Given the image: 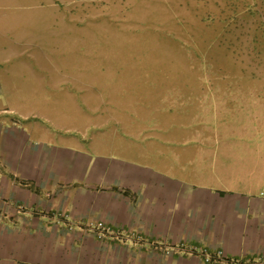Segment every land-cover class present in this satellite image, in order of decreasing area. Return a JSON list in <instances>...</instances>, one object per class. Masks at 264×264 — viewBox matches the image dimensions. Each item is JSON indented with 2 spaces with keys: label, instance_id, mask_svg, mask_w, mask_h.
Here are the masks:
<instances>
[{
  "label": "crops",
  "instance_id": "0c3cea01",
  "mask_svg": "<svg viewBox=\"0 0 264 264\" xmlns=\"http://www.w3.org/2000/svg\"><path fill=\"white\" fill-rule=\"evenodd\" d=\"M61 1L40 38L0 0V264L264 258L261 23L243 50L227 2L207 34L174 35L148 0Z\"/></svg>",
  "mask_w": 264,
  "mask_h": 264
},
{
  "label": "rangeland",
  "instance_id": "374dc122",
  "mask_svg": "<svg viewBox=\"0 0 264 264\" xmlns=\"http://www.w3.org/2000/svg\"><path fill=\"white\" fill-rule=\"evenodd\" d=\"M114 0H107V2L112 3ZM169 1V11L163 12V17H161L160 8H161V0H148L150 3V10L148 13V18L161 20H168V29L169 34H181L189 33V34H207L210 23L218 22V18L220 15L224 13V9H226L225 4L230 3V7L228 8L227 4V13L228 10L232 13L230 20L231 34L233 39L235 40L233 46L242 47L243 50H248V43L244 42V39L247 36L257 34V25L260 24L261 29L260 33H264V0H168ZM132 3L137 6H143L145 4V0H121V3ZM227 2V3H226ZM72 3L74 5L82 4L86 5L81 0H76ZM153 5V6H152ZM65 2L61 0H8V14L10 20H17L19 24L17 26V31L26 34L27 31H34L32 26L33 20H38L39 23H36L37 30H42L40 34V38L44 37V34L48 32V29L44 32V27L48 24L51 25L53 15H64L66 14L63 11L65 8ZM72 8V7H70ZM221 10L223 12H221ZM147 16L143 15L142 12H139L137 15L135 13L131 16V19H138V24L144 23ZM55 19V17H54ZM140 19V20H139ZM179 19V20H177ZM217 20V21H216ZM159 22V21H158ZM136 25H133V28H137ZM151 26V25H150ZM132 27V26H131ZM141 26H138V28ZM132 28V29H133ZM118 29V27L116 28ZM120 29V28H119ZM124 29V28H123ZM117 32V31H116ZM105 33V32H104ZM118 33V32H117ZM132 33V32H131ZM227 33L230 34V31ZM259 33V32H258ZM107 38V36H106ZM190 39V37H188ZM195 40L194 37H192ZM246 40V39H245ZM172 41V40H171ZM142 47L139 49L143 51L140 57L141 61L150 62V58L147 53V43L146 41H141ZM173 44L183 46L186 51H189V56L187 58V62L192 63V66H196L197 63H194L191 59L193 56H196V52L193 49L196 46L192 41H188L185 39H181L179 43L176 41L170 44L169 50H172ZM251 50V49H250ZM174 55H169V59L173 60ZM191 57V58H189ZM231 56H224L223 59L217 58L213 54L212 62L216 61L220 62L222 60L228 63ZM197 58V56H196ZM191 65V64H190ZM205 66H210L209 61L205 60ZM148 66V65H144ZM220 66V65H219ZM205 68V67H204ZM202 71H207V69H202ZM208 78L209 76H205ZM236 76H234L235 78ZM238 77V76H237ZM227 79V78H226ZM228 80V79H227ZM213 81H216L213 79ZM235 81V80H234ZM207 82V81H206ZM97 86L90 85L89 93L95 94L97 91ZM97 93V92H96ZM93 101V99H90ZM89 110V114H90Z\"/></svg>",
  "mask_w": 264,
  "mask_h": 264
},
{
  "label": "built area",
  "instance_id": "2783aa9c",
  "mask_svg": "<svg viewBox=\"0 0 264 264\" xmlns=\"http://www.w3.org/2000/svg\"><path fill=\"white\" fill-rule=\"evenodd\" d=\"M89 229L91 231H95L98 237H105L106 235L112 233L108 227L103 226L101 223L91 225ZM202 257L206 263H216L221 261L218 255L212 256L205 252H202ZM223 262L225 264H264V258H254L250 260L228 259Z\"/></svg>",
  "mask_w": 264,
  "mask_h": 264
}]
</instances>
